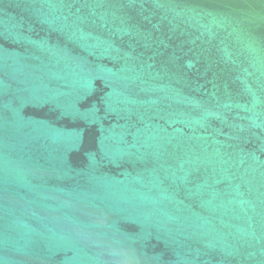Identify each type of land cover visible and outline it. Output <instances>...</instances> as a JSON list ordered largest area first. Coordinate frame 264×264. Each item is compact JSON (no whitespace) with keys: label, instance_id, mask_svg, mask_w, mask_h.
I'll return each mask as SVG.
<instances>
[{"label":"water","instance_id":"95a60500","mask_svg":"<svg viewBox=\"0 0 264 264\" xmlns=\"http://www.w3.org/2000/svg\"><path fill=\"white\" fill-rule=\"evenodd\" d=\"M0 264H264V0H0Z\"/></svg>","mask_w":264,"mask_h":264}]
</instances>
